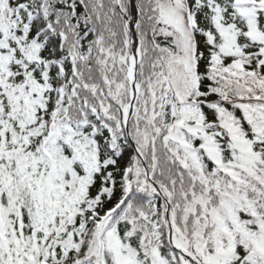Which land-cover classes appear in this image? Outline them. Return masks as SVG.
Segmentation results:
<instances>
[{
  "label": "trees",
  "instance_id": "1",
  "mask_svg": "<svg viewBox=\"0 0 264 264\" xmlns=\"http://www.w3.org/2000/svg\"><path fill=\"white\" fill-rule=\"evenodd\" d=\"M20 1L0 0V264H101L102 242L105 264H264L263 6L251 27L232 0H137L138 152L129 0H39L60 87Z\"/></svg>",
  "mask_w": 264,
  "mask_h": 264
},
{
  "label": "rangeland",
  "instance_id": "2",
  "mask_svg": "<svg viewBox=\"0 0 264 264\" xmlns=\"http://www.w3.org/2000/svg\"><path fill=\"white\" fill-rule=\"evenodd\" d=\"M25 1V0H24ZM34 2V13L32 15V18L35 20L36 22V27L37 30L39 32L40 35L45 36L46 39L48 40L49 46H50V57L53 60H57L58 57L60 56L61 53V43L58 40L55 32H53L46 21V17H45V13L42 9V6L40 4V2L38 0H31ZM21 10H23V12L28 13V7L27 5H22ZM54 67L57 69L58 71V75L56 77V81L58 86L61 85L62 80H63V76L60 73V67L57 63L54 64ZM100 140L103 143H107V138L99 135ZM132 155H133V151L129 146H125L124 148V153H123V158H122V164H123V168L127 167L131 164L132 161Z\"/></svg>",
  "mask_w": 264,
  "mask_h": 264
},
{
  "label": "water",
  "instance_id": "3",
  "mask_svg": "<svg viewBox=\"0 0 264 264\" xmlns=\"http://www.w3.org/2000/svg\"><path fill=\"white\" fill-rule=\"evenodd\" d=\"M131 1H133L135 3V0H131ZM137 10H138V8L136 6V14L133 16V19H132V34H133V37L135 38V45H138V36L136 34ZM138 60H139V56H137V58H136L135 65L137 64ZM132 83H133V90L131 93L132 97H131V102L129 105L128 118L130 117L132 111L134 110L136 98L138 95L137 69H136V67L133 70Z\"/></svg>",
  "mask_w": 264,
  "mask_h": 264
},
{
  "label": "bare ground",
  "instance_id": "4",
  "mask_svg": "<svg viewBox=\"0 0 264 264\" xmlns=\"http://www.w3.org/2000/svg\"><path fill=\"white\" fill-rule=\"evenodd\" d=\"M133 11H135V8L133 7ZM136 52H137V48H136Z\"/></svg>",
  "mask_w": 264,
  "mask_h": 264
}]
</instances>
